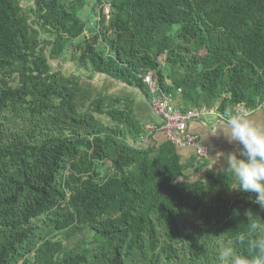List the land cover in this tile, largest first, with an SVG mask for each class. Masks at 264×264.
<instances>
[{"label": "trees", "instance_id": "1", "mask_svg": "<svg viewBox=\"0 0 264 264\" xmlns=\"http://www.w3.org/2000/svg\"><path fill=\"white\" fill-rule=\"evenodd\" d=\"M147 71L181 111L257 108L264 0H0V264H220L226 246L256 254L238 241L264 225L256 194L232 189L227 168L183 161L167 140L143 144L148 106L92 82L105 75L150 102ZM86 229L88 242H67Z\"/></svg>", "mask_w": 264, "mask_h": 264}, {"label": "clouds", "instance_id": "2", "mask_svg": "<svg viewBox=\"0 0 264 264\" xmlns=\"http://www.w3.org/2000/svg\"><path fill=\"white\" fill-rule=\"evenodd\" d=\"M211 133L222 134L229 143L238 145L225 157L226 168L235 181L232 189L255 193V202L264 208V125L243 112H236ZM249 234H255V238L249 239L248 235L241 234L238 241L246 243L256 254L245 255L226 246L219 253L220 264H264V225L252 223Z\"/></svg>", "mask_w": 264, "mask_h": 264}, {"label": "built area", "instance_id": "3", "mask_svg": "<svg viewBox=\"0 0 264 264\" xmlns=\"http://www.w3.org/2000/svg\"><path fill=\"white\" fill-rule=\"evenodd\" d=\"M104 14L109 17V4L103 3ZM143 83H145L150 94V106L152 111L160 118V125H146L147 133L142 138L143 144H147L150 140V134L153 130L163 131L166 140L178 148L194 147L197 158L206 160L209 157L210 149L207 145L199 142L196 133L188 129V124L192 120L202 121L205 114L219 115L216 107L201 106L192 108L188 111L178 109L172 100V96L161 89L156 76L152 71H147L141 75ZM264 108V102L257 108ZM256 109V108H255ZM255 109L248 108L244 104L234 106V113L243 112L246 115L252 113Z\"/></svg>", "mask_w": 264, "mask_h": 264}, {"label": "crops", "instance_id": "4", "mask_svg": "<svg viewBox=\"0 0 264 264\" xmlns=\"http://www.w3.org/2000/svg\"><path fill=\"white\" fill-rule=\"evenodd\" d=\"M152 111V110H151ZM232 115V114H231ZM231 115H213L207 114L202 117V121L192 120L188 124V129L196 133L199 137V142L207 145L210 149L209 157L206 159L208 167L215 170L225 169V157L229 152L235 151L238 145L234 142L229 143L228 140L222 134L213 135L211 132H215L218 125H222L223 122ZM253 121L258 124L264 125V108H256L252 113L248 115ZM161 120L147 123V125L155 126L160 125ZM152 142L160 143L166 140V137L161 130H153L149 137ZM181 154L182 160L187 161L192 158H197L194 147L178 148Z\"/></svg>", "mask_w": 264, "mask_h": 264}, {"label": "rangeland", "instance_id": "5", "mask_svg": "<svg viewBox=\"0 0 264 264\" xmlns=\"http://www.w3.org/2000/svg\"><path fill=\"white\" fill-rule=\"evenodd\" d=\"M84 10L85 11L82 14L83 18L87 16L89 7H87ZM94 18H96V17L90 16V20L91 19L93 20ZM85 32L87 35L89 34L88 30H86ZM160 58L162 59L163 57H160ZM56 63H57L56 61H52V64L54 66H56ZM63 71L67 74L74 72L75 68L73 67L72 62L67 60L63 64ZM92 82L94 85V89L96 91H101V92H104V93L110 94V95H117V94L128 92V93H131L135 97V100L137 101V103L141 107H142V105H147L150 111L147 114L141 113L142 116L144 117L146 123H151L153 121V119H154V121L160 120V118L153 111H151L152 109L150 106V102L147 99H145V97L137 89H134L132 87H128L126 84L121 83V82L112 81L108 77H106L105 75H102L99 73L95 74ZM205 115H207V114H205ZM205 115H203V116H205ZM99 118H101L103 121L107 122V119L103 115L99 116ZM91 236H92V232L90 230L86 229L85 231L79 232L78 234H76L75 236H73L72 238L67 240V242L69 244H76L78 242H82V243L84 242L85 243L91 239Z\"/></svg>", "mask_w": 264, "mask_h": 264}]
</instances>
